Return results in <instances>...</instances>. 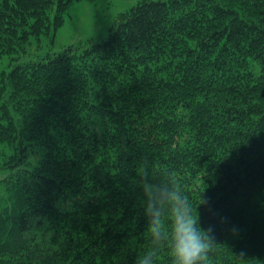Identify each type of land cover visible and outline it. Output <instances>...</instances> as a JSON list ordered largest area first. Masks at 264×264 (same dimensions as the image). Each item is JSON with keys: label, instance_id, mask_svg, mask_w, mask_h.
I'll return each instance as SVG.
<instances>
[{"label": "trees", "instance_id": "1", "mask_svg": "<svg viewBox=\"0 0 264 264\" xmlns=\"http://www.w3.org/2000/svg\"><path fill=\"white\" fill-rule=\"evenodd\" d=\"M73 1L0 0V264H174V192L199 264H264V0H137L27 57Z\"/></svg>", "mask_w": 264, "mask_h": 264}, {"label": "rangeland", "instance_id": "2", "mask_svg": "<svg viewBox=\"0 0 264 264\" xmlns=\"http://www.w3.org/2000/svg\"><path fill=\"white\" fill-rule=\"evenodd\" d=\"M137 0H75L71 3L63 22L57 27L53 40L43 38L40 45L33 41L27 57L43 54L47 49L58 50L62 47L82 41L91 36L102 37L107 34L114 17L118 12L133 5ZM10 55L0 53V68H10ZM12 149L0 142V178L4 177L10 167L2 164L3 158Z\"/></svg>", "mask_w": 264, "mask_h": 264}, {"label": "clouds", "instance_id": "3", "mask_svg": "<svg viewBox=\"0 0 264 264\" xmlns=\"http://www.w3.org/2000/svg\"><path fill=\"white\" fill-rule=\"evenodd\" d=\"M201 203H206L202 199ZM170 214L165 218L162 210L154 214L149 225V231L154 239H169L174 264H199L204 260L209 242L207 234L211 229L204 230L198 227V216L193 212L189 198L183 192H174L168 198ZM171 227L168 228V220ZM153 257L146 255L140 264H151Z\"/></svg>", "mask_w": 264, "mask_h": 264}]
</instances>
